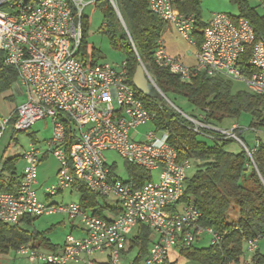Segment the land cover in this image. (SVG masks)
Masks as SVG:
<instances>
[{
	"label": "built area",
	"instance_id": "2783aa9c",
	"mask_svg": "<svg viewBox=\"0 0 264 264\" xmlns=\"http://www.w3.org/2000/svg\"><path fill=\"white\" fill-rule=\"evenodd\" d=\"M97 1L0 0V50L5 54V65L18 71V83L26 95V101L15 111L13 128L27 132L39 121L52 122L47 151L31 144L22 154L25 166L18 191L0 193V222L17 226L25 218L64 214L82 223L85 237L67 236L59 251L38 252L29 245L17 251L35 264H78L84 257L96 254H108L111 264H120L121 252L140 225L153 233V243L145 259L147 264H163L171 251L190 247L203 235L210 238L211 245L218 246L222 237L200 226V211L181 203L192 163L179 161L176 150L168 143V132L157 129L146 135L137 132L139 127L152 123L155 115L129 85L126 61L86 67L77 55L84 10ZM107 1L124 24L117 0ZM256 1L264 17V0ZM172 2L149 0V8L183 39L197 45L196 17L182 14ZM201 36L203 42L193 64L169 55L163 40L158 42L154 63L184 82L201 74L223 76L240 81L252 93L264 96V43L256 40L252 26L245 19L213 14ZM248 51L247 65L253 73L246 77L237 64ZM185 117L196 133L209 129L244 146L235 133L239 129L237 124L230 130H219ZM9 120L0 121V138ZM258 145L256 142L251 150L245 148L251 160ZM109 153L143 170L150 180L141 187L131 186L129 179H121L115 166L108 163ZM48 155L58 161L60 169L57 185L44 186L46 196L72 191L74 184L81 182L99 197L115 199L119 214L112 219H101L84 211L79 202L65 206L43 203L37 187L40 164ZM259 238L248 242L250 251L256 250ZM84 264L93 261L87 259Z\"/></svg>",
	"mask_w": 264,
	"mask_h": 264
},
{
	"label": "trees",
	"instance_id": "16d2710c",
	"mask_svg": "<svg viewBox=\"0 0 264 264\" xmlns=\"http://www.w3.org/2000/svg\"><path fill=\"white\" fill-rule=\"evenodd\" d=\"M172 3L182 14L196 17L195 39L200 47L203 42L201 32L208 22L202 18L200 1L173 0ZM232 3L238 6L240 16L230 17L245 19L252 26L256 40L264 43V17L258 7L251 6L250 0H232ZM95 5L104 14L102 33L125 54L124 61L130 75L129 85L137 92L148 111L155 115L152 122L155 129L169 133L168 143L176 150L180 162L200 163L195 173L188 176L181 203L193 205L200 211V226L212 229L222 239L218 246L211 245L209 241L208 246L199 249L195 247L196 241L190 247H177L180 257L193 264H239L244 243L264 235V143L257 140L259 145L251 160L245 149L237 153L228 150V146L236 141L234 139H226L221 133L209 129L194 132L193 124L185 115L217 129L227 120H240L248 116L247 130L254 135H264V96L252 93L240 81L223 76L207 77L201 74L184 82L168 70L159 68L154 63L153 56L158 42L168 32L169 24L150 11L149 0H117L126 30L125 33L120 26V37H117L115 29L116 22L120 21L111 4L107 0H98ZM88 22L87 19H82L83 33L77 55L86 67H93L102 56L87 43ZM248 59L249 51L237 64V69L246 77L253 73L247 65ZM139 63L144 65L157 87L174 106L167 103L155 90L150 95H143L134 87L132 78ZM16 82L18 71L5 65V54L0 50L1 90H9ZM237 83L243 88L236 86ZM5 86L7 87L4 88ZM177 98L187 101L194 112L186 114L179 110L174 103ZM15 111L9 120V125L13 127L16 121ZM235 133L241 140L244 129L239 126ZM205 139L213 143L209 144ZM21 158L16 156L1 162L0 193L18 191L21 173L17 170V164ZM127 170L129 183L135 188L150 180L147 173L134 165L127 164ZM72 191L79 192L81 208L84 211H93L92 214L98 218L112 219L119 214L117 207L99 205V196L81 182L75 183ZM231 210H236L239 215L235 223L228 219ZM33 221L25 218L17 226L0 222V256L11 251L17 252L22 246L43 238V235L29 232L22 227L23 224L30 225ZM152 235L149 228L140 225L127 248L122 251L137 249V258L133 264L146 259L153 243ZM51 250L59 251L58 247H52ZM253 261V264H264V256L257 254ZM105 264H111L110 257ZM163 264L177 263L170 262L168 258Z\"/></svg>",
	"mask_w": 264,
	"mask_h": 264
},
{
	"label": "rangeland",
	"instance_id": "374dc122",
	"mask_svg": "<svg viewBox=\"0 0 264 264\" xmlns=\"http://www.w3.org/2000/svg\"><path fill=\"white\" fill-rule=\"evenodd\" d=\"M200 1V12L204 21H208L213 14L223 13L232 17H239L240 11L237 5L232 3V0H199ZM251 6H257L261 15H263L262 9L259 7L256 0H250ZM84 17L89 22L87 24L86 30V40L90 48H94L99 51L102 56L98 63H107L110 65L120 64L125 59L124 52L116 48L111 42L107 35L102 33V23H103V12L96 8V5L89 6L84 10ZM119 20V19H118ZM120 21V20H119ZM120 26L124 29L122 22H116L115 29L117 37H120L121 31ZM165 47L169 55L177 58H181L186 64H193L195 61V55L199 51L197 45H192L185 39H183L176 30L169 25L168 32L163 38ZM196 41V39H195ZM236 86L243 88L240 84ZM5 86L4 88H6ZM26 101V95L24 89L20 86L18 82L14 83L12 87L8 90H1L0 87V121L7 120L11 117L13 112ZM174 103L182 112L186 114H192L194 111L187 101L184 99H175ZM249 117L245 116L240 120H227L223 125L218 127L220 130H229L231 124L239 125L244 129L243 136L241 137V142L245 147L253 148L256 145L257 140L264 143V135L257 134L254 135L251 131L247 130ZM217 128V127H216ZM137 132L141 135H146L149 132H155V126L153 123H148L137 129ZM134 134V133H133ZM52 135V122L51 120L39 121L27 132H17L14 130L12 125L7 127V130L3 133L0 138V163L7 159L20 156L25 150H27L31 144L33 146L40 148L42 151H47L48 146L46 141L51 138ZM206 142L212 144L211 140L205 139ZM204 140V141H205ZM241 143L234 141L228 146V150L233 152H239L241 149H245ZM107 159L109 164H113L116 168L117 175L123 179H129V173L127 170V164L123 159H121L115 153L107 154ZM200 163L192 162V168L190 169L188 176H192L198 169ZM25 163L23 158L17 164L18 172H22ZM60 169V164L52 156L48 155L45 160L41 162L39 168V184L45 186L57 185V174ZM39 196V195H38ZM40 200L47 205L52 206H65L72 202H78L80 200L79 192H74L71 190H66L58 193L54 197L40 196ZM98 204L101 206L115 207L117 205L116 200L113 198L104 199L98 198ZM91 212V211H90ZM93 212V211H92ZM91 212V213H92ZM230 219L232 218L228 215ZM31 226V232H44L47 233V229L55 226V235L50 236L56 239L57 245H62L66 240L65 236L71 234L70 227L72 225L70 219L62 214H55V216H42L36 218ZM28 228V227H27ZM58 236V237H57ZM75 238L79 236L78 233H72ZM209 238L207 235L201 236V238L195 243L196 248H203L209 245ZM55 242V241H54ZM32 243H30L31 245ZM257 248L255 251H250L249 243H244L243 252L240 256L239 264H253L254 257L259 254L264 256V235L260 237L256 242ZM32 246V245H31ZM39 252H46L45 249H37ZM137 249L128 250L126 252H121L120 254V264H133L137 258ZM97 257L101 254H96ZM104 255V254H103ZM96 256H91L90 260L94 259ZM102 257V256H101ZM101 257H98L101 259ZM104 258V257H103ZM170 262H176L177 264H193L187 262L185 259L180 257L178 249H175L170 256ZM0 264H35L29 261L28 258L19 256L17 252L11 251L7 255L0 256ZM138 264H147L145 258H143Z\"/></svg>",
	"mask_w": 264,
	"mask_h": 264
},
{
	"label": "crops",
	"instance_id": "0c3cea01",
	"mask_svg": "<svg viewBox=\"0 0 264 264\" xmlns=\"http://www.w3.org/2000/svg\"><path fill=\"white\" fill-rule=\"evenodd\" d=\"M46 158L44 157V159L43 160H45ZM42 160V161H43ZM24 161V160H23ZM3 163V162H2ZM25 163V162H24ZM1 164V163H0ZM41 165V164H40ZM44 186L45 185H43V184H39L38 185V187H37V193H38V195H39V198H40V196H42L43 197V195L44 196H46L45 194H44ZM42 201V200H41ZM79 202V201H78ZM115 208H116V206H115ZM62 215H64V214H62ZM228 215H230L232 218L230 219V217L228 216V219H229V222H232V223H235V222H237L238 221V219H239V215H238V212L236 211V210H231L230 212H229V214ZM44 216H49V215H44ZM50 216H55V214H52V215H50ZM65 216H67V215H65ZM109 216V215H108ZM68 217V216H67ZM39 218V217H38ZM69 218V217H68ZM113 218V217H112ZM30 220H34V219H36V218H29ZM70 219V218H69ZM70 221H71V223H72V225H71V227H70V230H71V234H69V235H72V233H78L79 234V236H77L76 238H83V237H85V231H84V227H83V225H82V223L79 221V220H72V219H70ZM34 221L33 222H31V224L30 225H27L26 223L25 224H23L22 225V227L25 229V230H28L29 232H31L30 230V228H31V226H33L34 224ZM28 227V228H27ZM55 226H52V227H50L49 229H47V233L45 234L44 232L42 233V232H37L38 234H41V235H43V238L42 239H37L36 241H34L31 245H32V247H35L36 249H45V250H48V251H46V252H50V251H52L51 250V248L52 247H58V249L60 250V248L64 245V244H62V245H57V240L56 239H54V241H53V238H51L50 236H53V235H55V233L56 232H54V230H55V228H54ZM58 237V236H57ZM65 237H67V236H65ZM65 241V240H64ZM63 243H65V242H63ZM30 244H29V246H31ZM173 251H175V250H173ZM173 251H171V253L173 252ZM170 253V254H171ZM94 256H96V257H94V259H92V261H93V264H105L106 262H108V258H109V255L108 254H104V255H101V256H98V257H101V259H99L98 257H97V255H94ZM170 256V255H169ZM104 257V258H103ZM90 258L91 257H84L83 258V261L82 262H80V263H78V264H84V261L85 260H87V259H89L90 260Z\"/></svg>",
	"mask_w": 264,
	"mask_h": 264
},
{
	"label": "water",
	"instance_id": "95a60500",
	"mask_svg": "<svg viewBox=\"0 0 264 264\" xmlns=\"http://www.w3.org/2000/svg\"><path fill=\"white\" fill-rule=\"evenodd\" d=\"M132 83L134 87L143 95H150L155 90L165 99L167 103H169L171 106H174L160 91L153 79L149 77L142 63H139L137 66L133 74Z\"/></svg>",
	"mask_w": 264,
	"mask_h": 264
}]
</instances>
